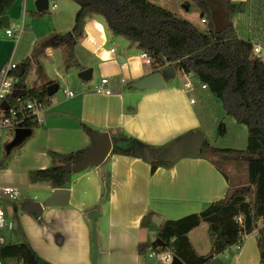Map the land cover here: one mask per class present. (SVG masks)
<instances>
[{
    "label": "crops",
    "instance_id": "obj_1",
    "mask_svg": "<svg viewBox=\"0 0 264 264\" xmlns=\"http://www.w3.org/2000/svg\"><path fill=\"white\" fill-rule=\"evenodd\" d=\"M35 1L17 0L7 13L10 27L0 24V70L10 59L14 61L16 56L18 61H22L19 68L21 64H27L28 71L33 60L43 62L45 57L54 56V50L70 45L74 61L67 62L65 58L67 72L69 71L66 74L68 76L71 71H75L77 79L66 82H73L72 87L63 88L62 96L56 98V94L53 97L47 94L52 101L42 124L34 127L31 135L15 147V154L14 148L7 153L6 163L0 169V188L14 187L20 192H43L42 196L34 195L25 202H20L22 194L17 201L8 199L18 202L21 211L17 212V221L27 240L43 260L51 264H149L147 259L139 255L138 246L141 242H154L156 231L152 226L149 227L151 237L147 241L143 240V217L152 212L164 217V220H178L204 211L211 203L225 199L233 189L247 183V163L242 164L245 169L241 173L236 169L239 160L233 159L226 163L231 169L225 170L217 169L215 160L187 157L177 161L172 168L160 167L151 174V165L145 160L114 155L111 152L104 168L90 166L73 175L71 183L65 188L70 193L66 206L44 207L39 218L33 213L24 212L23 206L26 203H43L55 190L48 184L32 183L29 178L30 171L52 166L49 151L69 154L89 149L93 145L92 137L81 129L80 122L88 124L92 132L108 133L112 143H124L121 137L126 135L147 146L169 149L182 137L201 131L195 105L190 104L192 97L186 89L187 80L183 87L175 86V75L173 79L166 81L161 90L136 89L133 85L128 89L130 82H137L151 70L142 63L140 56L145 51L139 45L140 54L131 56L125 49L124 54L119 55L118 63L116 51L112 52L111 49L108 53L105 49L110 42L121 41L113 39L114 35L107 32L97 15L90 16L86 21L84 37L70 44L79 7L75 9L68 0H48L49 7L45 10L48 14L36 19L32 16L39 12ZM149 1L169 10L175 16L184 17L200 31L197 24L186 17V13L180 10L175 13L162 0ZM194 1L200 5L202 0ZM203 2L210 9L206 1ZM186 3L191 4L188 0L179 2L189 11L190 7L184 5ZM235 15L247 17L246 38L241 37L238 26L232 19L239 38L253 43L263 39L264 36L254 32L256 28L252 32L248 30L252 23L250 13ZM200 16L201 19H207L209 27L208 17ZM13 23L18 24L16 29L13 28ZM22 24L24 31L17 39L6 35L7 29L17 33ZM67 36L69 37L65 40ZM133 48L139 50L137 47ZM86 69H92V74L87 81H82L78 74ZM42 72L46 83L34 89L45 88L47 93V87L57 83L60 90V84L52 80L44 69ZM102 79H107L112 89L120 87V92L96 94L94 89L100 86ZM24 84L26 85L25 82ZM27 90L26 86L25 91ZM64 91L73 92L74 96L69 97ZM245 145L246 143L233 148L244 149ZM3 207L10 220L7 207ZM92 211L99 213L96 222V257L92 223L89 219ZM194 231L189 234V239L197 252L190 237ZM218 258L222 259V264H259L256 232L243 238L240 251L227 249Z\"/></svg>",
    "mask_w": 264,
    "mask_h": 264
},
{
    "label": "trees",
    "instance_id": "obj_2",
    "mask_svg": "<svg viewBox=\"0 0 264 264\" xmlns=\"http://www.w3.org/2000/svg\"><path fill=\"white\" fill-rule=\"evenodd\" d=\"M16 1L0 0V18L7 15ZM71 1L78 5L79 10L75 16L70 44L84 37L86 21L90 16L97 15L113 35L136 42L147 52L153 59L150 73L176 65L185 75L192 77L193 88L188 94L200 97L198 102L196 100L195 112L201 122L205 144L199 158H208L206 153L212 151L213 154L243 156L247 161V183L233 189L225 199L211 203L202 212L178 220H164L159 229L151 222L155 214L149 212L143 217L141 227L152 226L156 231V239H160L164 243L163 247L170 249L184 264H210L230 247L241 244L245 236L256 232L259 264H264V59L254 56L255 43L239 38L233 25L222 33H215L210 9L203 0L199 5L201 15L209 19L205 33L149 0ZM219 1L231 20L235 14L250 13L252 23L248 30L256 28L254 32L264 36V0ZM47 14L48 11H43L32 16L41 19ZM261 44L264 45V37ZM71 61L74 60L70 52L67 62ZM26 67L27 64H21L13 73L19 88L24 91L26 85L22 77L26 74ZM133 83L127 85L128 89L132 88ZM120 90L117 87L113 92ZM25 94L41 102L48 100L45 88L30 89ZM216 116L218 119L214 121ZM226 119H232L247 129L244 149L216 145L218 138L228 134ZM213 126L216 140L208 138ZM80 127L91 136L92 128L88 124L80 122ZM121 138L124 143L113 142L112 154L145 160L134 146L148 148L151 158L145 161L151 165V174L160 167L171 168L175 164L164 162L161 158L169 148L147 146L126 135ZM87 150L69 154L49 151L52 166L30 171V181L48 184L53 189L67 188L75 174L72 166ZM3 166L4 163H0V169ZM223 176L228 180L225 173ZM202 224L208 225L211 242V249L206 255L198 254L189 239V234ZM153 247V242H141L138 246L139 255L145 258L147 250ZM0 258L5 263L24 259L26 264H51L37 254L27 238L21 242L10 240L1 245Z\"/></svg>",
    "mask_w": 264,
    "mask_h": 264
},
{
    "label": "rangeland",
    "instance_id": "obj_3",
    "mask_svg": "<svg viewBox=\"0 0 264 264\" xmlns=\"http://www.w3.org/2000/svg\"><path fill=\"white\" fill-rule=\"evenodd\" d=\"M162 1L165 3L167 2L169 7L173 8L175 13L178 12L179 10L182 11L183 13H186V17L190 21H192L193 23L197 24V26L201 32H203V33L207 32L208 25L202 23V21H201L202 19L200 16L201 10H200V7L196 1L188 0L191 4H188V3L184 4V5H188L187 6L188 8L190 7L189 11H187V9L183 5L179 4V2L181 0H162ZM68 3L73 5V7H75V9H78V5L75 4L74 2H71V0H68ZM50 4L52 5L53 3L50 2ZM50 11H51V8H50ZM179 14H181V13H179ZM176 17L179 19H182V20H186V19H184V17H182L180 15H178ZM233 21L238 26V30L240 32L241 37L246 38L247 37V17L235 15V16H233ZM16 27H18V24L16 25V23H13V28L16 29ZM105 28H106L107 32L110 34L111 32L108 31L106 25H105ZM65 34H67V33H65ZM112 37H114L113 38L114 40H117V38L120 39L121 43H118V42H112L111 43L110 42L107 45L105 51L108 53H110L111 49L116 51L115 57H116V60L118 63H120L118 60L119 59L118 57H119V55L124 54L123 52L125 49L128 50V52L131 56H135L137 54H140L141 49L138 48V44L136 42H133V41H131L125 37H119V36H115V35ZM133 47H137L139 50L136 51V48L134 49ZM20 52H21V49H20ZM70 52H72V50L69 47H64L61 50L60 49L56 50V51L54 50L53 51L54 56L53 57L51 56L50 58L45 57L43 62H39V61L35 62L33 60L28 66L27 73L22 77V80L26 83L27 89L30 90V89H34V88H39L46 83L44 73L42 72V70L44 69V72L47 73L48 76L52 80H54L60 84V90L58 91V93H56L55 97L58 98L59 96H62L63 88L72 87L71 85L73 82H71L70 84H66V82L67 81L70 82L71 79L72 80L77 79V77L75 75V71H71L68 76L66 74L69 71L67 72L65 58L66 59L68 58V55ZM260 58H264V54H262L260 56ZM14 62L19 64L22 61H18V58L15 56ZM173 67L175 68V72H176V77L173 80V84L175 86L183 87V83L186 82V80H188V78L187 77L185 78V74L179 69V67H177L176 65H174ZM191 79H192V77H191ZM196 94L198 95L199 92H197ZM192 97L195 100H197V102H198V98H200V97L197 98L195 96H192ZM197 102H196V104H197ZM213 115H215V114H213ZM218 117H220V116H218ZM215 118L218 119L216 116L213 118L214 121H215ZM225 122H226L227 127H228V134L225 137L218 138L216 141V145L221 147V148H229V147H233V146L238 147V146H242V144L244 145L246 143V138H247V129L243 128V126H240L236 123H233V121L231 119H226ZM214 129H215V127L213 126L209 132L208 138L210 140H213V139L216 140V130H214ZM239 132H242V133H239ZM11 141H12V138L11 139L8 137L6 138L4 131H0V163H2V162L6 163V160H7L6 155L9 152L7 150V145ZM16 151H17V148H14L13 154H15ZM206 156L211 160H215V163L218 166L217 169H225V170L231 169L229 167V165H227L226 163H229L233 159H235V161L239 160V162H238L239 165L238 166L236 165L237 167L236 166H234V167H236V169H238L239 172L243 173L245 168L242 164L247 163L246 158L243 156H231L230 157L229 155H224V154H213L212 151L206 153ZM182 158H187V156H183ZM181 159H179V160H181ZM179 160H177V161H179ZM177 161H175V163H177ZM173 166H174V164H173ZM21 194H22V198H21L20 202H22V201L25 202L29 198H32V196H34V195L42 196L43 192H41V191H22ZM2 204L7 207V212H8L9 218L14 224V228L12 230V238L11 239L7 238L8 241H10V240H15L17 242L23 241L27 237L24 235L22 228L17 221V212L21 211L20 208H18L19 207L18 202H11L8 199L4 198L2 201ZM37 221L39 222L40 220L37 219ZM149 237H151L150 232H149V226H144L142 228V238L144 241H147ZM190 237H191V240L197 249V252H199L202 255H206L210 251L211 242H210V239L208 236V225L207 224H202L199 228H197L196 231H194L191 234ZM230 250L235 252L234 247L228 249V251H230Z\"/></svg>",
    "mask_w": 264,
    "mask_h": 264
},
{
    "label": "water",
    "instance_id": "obj_4",
    "mask_svg": "<svg viewBox=\"0 0 264 264\" xmlns=\"http://www.w3.org/2000/svg\"><path fill=\"white\" fill-rule=\"evenodd\" d=\"M206 3L210 6V18L214 27V32L219 34L233 25V21L230 19L229 13L225 10L222 3L219 0H206ZM35 6L37 11L43 12L48 9V0H36ZM0 24L3 27L9 28L10 22L7 15L0 18ZM92 74V69H86L78 74V78L82 81H87ZM176 75L175 68L169 66L163 71H157L149 73L139 79L133 84L137 89H157L161 90L165 87L166 81L173 79ZM59 90L57 83L51 84L47 87V94L49 97H53ZM23 95L24 91L19 88L18 83L15 84V91L13 97L17 95ZM2 108L8 109L7 102L2 104ZM32 129H18L15 133L12 141L7 145V150L10 151L18 146L24 139L31 135ZM93 139V145L86 151L85 155L72 166L73 172L79 173L86 170L90 166L93 167H105V161L112 152L113 143L108 133L91 132ZM205 144V137L202 132L189 134L182 137L171 149L163 153L161 156L164 162H175L181 159L183 156H187L193 159L199 157ZM135 150L142 155L145 160H150L151 152L146 147H140L135 145ZM70 193L67 189H55L52 191L51 196L48 197L43 203L29 202L23 206V211L27 213H33L38 218L41 216L44 207H62L66 206L69 202ZM99 217L97 211H92L89 214V219L92 223L93 242L95 246L94 257L97 256V235H96V222ZM152 223L159 229L162 227L164 217L154 215L152 216ZM153 244L155 246H164V243L160 239H156ZM172 264H184L177 257ZM210 264H222V261L217 258Z\"/></svg>",
    "mask_w": 264,
    "mask_h": 264
},
{
    "label": "built area",
    "instance_id": "obj_5",
    "mask_svg": "<svg viewBox=\"0 0 264 264\" xmlns=\"http://www.w3.org/2000/svg\"><path fill=\"white\" fill-rule=\"evenodd\" d=\"M202 23L206 24L207 19L202 18ZM253 30V29H252ZM24 31V24L15 33L12 29L6 30V35L13 39H17L19 35ZM252 32V31H251ZM112 52L114 50L112 49ZM262 55L261 40L255 41L254 56L259 57ZM142 63L145 66H152L153 59L143 52L141 54ZM19 68V64L15 63L12 59L7 61L0 70V131H4L6 138H14L18 129H27L36 127L42 124L44 116L49 109L52 98H48L47 101L41 102L33 99L26 94L17 95L13 97L15 91V84L17 78L14 76V72ZM159 70H163L160 68ZM188 83L186 84L187 92L193 88L191 75H187ZM107 79H102L100 86L94 89L96 94L110 95L113 93L112 87L108 85ZM206 88V86H203ZM69 97H73V92L64 91ZM7 102L8 109L2 108V104ZM191 105L196 104V100L192 98L190 100ZM21 197L19 189L14 187H2L0 188V246L9 242L7 238L11 239V233L14 228V224L6 216L5 208L1 204L3 198H7L11 201H17ZM234 247L237 251H240V244H236ZM176 256L174 253L165 247L155 246L147 250L145 259L149 261V264H172ZM0 264H26L24 259L13 260L5 263L0 258Z\"/></svg>",
    "mask_w": 264,
    "mask_h": 264
},
{
    "label": "bare ground",
    "instance_id": "obj_6",
    "mask_svg": "<svg viewBox=\"0 0 264 264\" xmlns=\"http://www.w3.org/2000/svg\"><path fill=\"white\" fill-rule=\"evenodd\" d=\"M160 247H163V246H160Z\"/></svg>",
    "mask_w": 264,
    "mask_h": 264
},
{
    "label": "flooded vegetation",
    "instance_id": "obj_7",
    "mask_svg": "<svg viewBox=\"0 0 264 264\" xmlns=\"http://www.w3.org/2000/svg\"><path fill=\"white\" fill-rule=\"evenodd\" d=\"M206 1V0H205Z\"/></svg>",
    "mask_w": 264,
    "mask_h": 264
}]
</instances>
